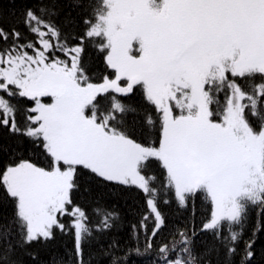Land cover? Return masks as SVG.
Masks as SVG:
<instances>
[{"label": "snow or ice", "instance_id": "1", "mask_svg": "<svg viewBox=\"0 0 264 264\" xmlns=\"http://www.w3.org/2000/svg\"><path fill=\"white\" fill-rule=\"evenodd\" d=\"M0 264H264V0H0Z\"/></svg>", "mask_w": 264, "mask_h": 264}]
</instances>
